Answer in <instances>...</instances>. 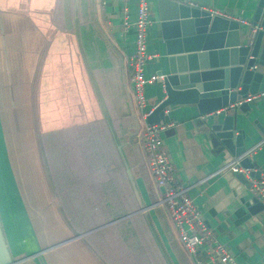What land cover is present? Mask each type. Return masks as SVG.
Returning <instances> with one entry per match:
<instances>
[{
	"label": "crops",
	"instance_id": "1",
	"mask_svg": "<svg viewBox=\"0 0 264 264\" xmlns=\"http://www.w3.org/2000/svg\"><path fill=\"white\" fill-rule=\"evenodd\" d=\"M65 1L0 0V198L6 219L4 224L1 216L0 224L10 252L14 251L12 257L17 264H193L177 241L164 207L155 205L161 192L149 174L142 147L141 116L163 99L164 93L160 81H156L142 88V112L133 101L128 59L134 50L131 25L135 0H91L92 22L84 16L87 33L80 37L79 24L78 33L143 210L139 211L111 137L122 171L117 181H108L124 188L123 193H115L114 200L111 193L107 196L83 186V178L65 148V153L58 151L61 137L49 133L93 120L97 108L104 121L82 61L81 76L75 34L76 51L70 47L71 35L51 28L65 21ZM156 1L146 0L150 23L145 33V53L154 57L144 63V78L164 73ZM258 3L210 0L209 10L229 15L235 22L242 20L246 24L237 22L239 26L248 28ZM263 13L264 7L259 21ZM48 50L55 53L56 60L68 63L67 74L50 72L49 66L46 75L43 60ZM257 70L262 73L264 91V67ZM49 103L54 105L51 112L46 106ZM248 107L245 113H235L236 129L244 132L246 151L264 139V98ZM195 113L190 107L171 106L160 122L173 124L160 133L172 178L186 189L212 238L225 247L236 264H264V210H252L253 197L235 174H215L234 157L206 132L205 121ZM38 114L43 121L68 122L39 129ZM244 157L255 164L264 180V143ZM108 165L112 173L115 163ZM122 196L125 201L119 202L116 211L114 205ZM196 258L209 264L203 251Z\"/></svg>",
	"mask_w": 264,
	"mask_h": 264
},
{
	"label": "water",
	"instance_id": "2",
	"mask_svg": "<svg viewBox=\"0 0 264 264\" xmlns=\"http://www.w3.org/2000/svg\"><path fill=\"white\" fill-rule=\"evenodd\" d=\"M156 3L164 58V73L159 81L164 98L145 118V122L149 125L160 123L167 108L171 106L193 108L195 116L205 121L206 132L212 134L234 159L240 158L239 166L248 170L250 177L259 179L260 172L255 169V164L243 157L246 152L242 143L244 132L236 129L235 113H245L249 107L247 103L235 104L247 95L262 92V73L257 68L264 67V45L261 47L264 13L259 21L264 0H259L251 21L247 23L248 28H241L233 20L211 15L210 0H157ZM72 18L81 61L139 211H142L120 145L82 51L78 33V0H72ZM256 26L259 30L251 34L252 28ZM158 74L161 75V71ZM219 109L220 113H214ZM235 177L246 184L242 175L236 174ZM252 202L253 211L264 210L263 205L254 197ZM0 264H17L10 253L1 224Z\"/></svg>",
	"mask_w": 264,
	"mask_h": 264
},
{
	"label": "built area",
	"instance_id": "3",
	"mask_svg": "<svg viewBox=\"0 0 264 264\" xmlns=\"http://www.w3.org/2000/svg\"><path fill=\"white\" fill-rule=\"evenodd\" d=\"M135 5V17L131 25L134 31V50L128 59V67L130 69L129 82L133 92V101L136 108L142 112L145 102L141 94L143 86L159 81L162 76L151 75L148 78L143 77L142 71L145 61L154 56H147L145 53V33L150 23L146 0H135ZM209 12L211 15L234 20L231 16L224 13L210 10ZM237 22L246 24L242 20H237ZM123 25L125 27L126 23ZM258 30L259 28L253 27L251 33L254 34ZM262 98H264V91L251 96L247 95L235 105L240 103L250 104ZM158 103L151 106L141 116L143 120L141 130L142 147L147 156V169L154 185L161 192V198L155 205L164 207L177 241L184 252L191 257L193 264H205L196 258L197 253L200 251L204 252L209 264H236L225 247L212 238L211 232L203 224L195 205L187 197L186 189L178 186L172 178L170 164L162 152L160 133L171 128L173 124L158 123L149 125L145 122V118ZM218 112L220 111L215 113L217 114ZM263 143L264 139L248 149L243 154V157L255 152ZM239 160L240 158L233 159L230 163L217 170L215 174L223 171H228L233 175L242 174L245 180L247 179L246 186L248 191L264 207V180L250 177L249 171L239 166Z\"/></svg>",
	"mask_w": 264,
	"mask_h": 264
},
{
	"label": "trees",
	"instance_id": "4",
	"mask_svg": "<svg viewBox=\"0 0 264 264\" xmlns=\"http://www.w3.org/2000/svg\"><path fill=\"white\" fill-rule=\"evenodd\" d=\"M65 5H67L65 21L62 20L61 23L51 25V28L54 32L57 31L64 33V35H71L69 39L70 41H73V43L70 47L72 46L74 51H76L72 24V0H66ZM92 6L91 0H78V24L80 37H85V34L87 33L86 31L88 30L85 20L83 19L84 16L87 17L88 22H92L94 14ZM76 59L80 64L81 76H83V67L80 57L78 56ZM81 80L82 79L80 78L79 82ZM87 88L89 95L93 98L90 85H87ZM110 117L112 119L114 118L113 116ZM57 129L58 130L50 131L49 133H58L61 137V142L59 143L61 146L58 151L64 152L63 149L65 148L67 153H64L76 166V171L83 178V186L86 189L103 192L107 196L111 193L113 200L115 198V193L119 194L124 192L123 186L120 188L119 183L115 185L108 181H117L122 169L98 108L97 116L93 120L80 121ZM109 163H115V169L112 173L109 172ZM126 192L130 193L127 189ZM120 201L122 203L125 201L123 196L121 197V200L117 199V204L114 205L116 211L119 210ZM125 213L127 212L122 211L121 214Z\"/></svg>",
	"mask_w": 264,
	"mask_h": 264
},
{
	"label": "rangeland",
	"instance_id": "5",
	"mask_svg": "<svg viewBox=\"0 0 264 264\" xmlns=\"http://www.w3.org/2000/svg\"><path fill=\"white\" fill-rule=\"evenodd\" d=\"M50 51L49 50L47 51V55H46L45 61L43 60V63H44L43 67L45 68L47 66L46 75L48 74L49 66H51L50 72L54 70L56 72H61V73L65 72L67 74L68 68H69L68 63H64V62L60 61V59L56 60L55 59L56 55H54L55 53L53 54ZM51 74L53 76L54 73L52 72ZM46 106H47V110L50 111V112H51L52 108L54 107V105L51 104V103L47 104ZM37 109H38V105H37ZM86 114H88V112ZM69 121H71V120H69ZM73 121H75V120H73ZM62 122H68V119H61V123L59 121H57L56 119L55 120H49V121H45V120L43 121L42 119L39 118V114H38L37 124H38V128L39 129H40V126H41L42 129H45L48 126H51V125H52V127L53 126L54 127H59L62 124ZM43 124H45V125H43ZM43 126H45V127H43ZM2 165H3V167H5V163H2ZM0 171H1V169H0ZM5 173H6V176H7V172L6 171H5ZM9 179H10V177H9ZM0 217H1V221L5 224L6 223V219H5V216H4V208H3V204H2L1 198H0ZM11 252L14 255V251L11 250Z\"/></svg>",
	"mask_w": 264,
	"mask_h": 264
}]
</instances>
